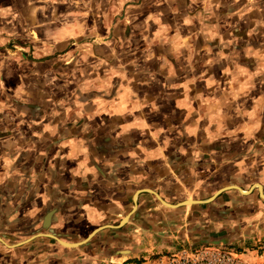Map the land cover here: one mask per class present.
I'll return each instance as SVG.
<instances>
[{"label": "crops", "instance_id": "1", "mask_svg": "<svg viewBox=\"0 0 264 264\" xmlns=\"http://www.w3.org/2000/svg\"><path fill=\"white\" fill-rule=\"evenodd\" d=\"M263 125L264 0H0V264L216 242L256 187L155 193H264Z\"/></svg>", "mask_w": 264, "mask_h": 264}, {"label": "built area", "instance_id": "2", "mask_svg": "<svg viewBox=\"0 0 264 264\" xmlns=\"http://www.w3.org/2000/svg\"><path fill=\"white\" fill-rule=\"evenodd\" d=\"M261 237L255 239L253 247L258 250L255 255L246 254L252 249L245 248V250L239 251L237 250L239 247L235 248L234 245L185 242L176 246L175 250L155 253L143 257L139 263L132 264H151L156 256L159 258L154 264H264V241Z\"/></svg>", "mask_w": 264, "mask_h": 264}, {"label": "rangeland", "instance_id": "3", "mask_svg": "<svg viewBox=\"0 0 264 264\" xmlns=\"http://www.w3.org/2000/svg\"><path fill=\"white\" fill-rule=\"evenodd\" d=\"M258 133H261L262 135H259V139L264 141V125H263V129L259 130ZM261 142V141H259ZM260 146H262L260 144ZM248 148V147H247ZM257 191V190H256ZM241 196H245L247 197L248 194H240ZM243 202H246L247 204H249V201H244V199L242 200ZM189 204V203H188ZM256 204L258 206V208H256L254 205L249 204V206H246L247 208H250L254 210V212H262L261 216H259L257 219H250V220H245L242 217H239V215H232V216H227V221L230 224V228L231 229H225L227 233L224 237H220L218 239H215L217 241L221 240L222 242H225L224 245H234V247H239V251H243L245 250V248H248L249 250L252 249V251L246 253L247 255H255L256 251H258L256 248L253 247V245L255 244V239L262 236L261 238H263L264 241V205H262L260 203L259 200L256 201ZM189 206H191V204H189ZM241 209H245L244 206H240ZM231 214V213H229ZM228 214V215H229ZM244 216V215H243ZM224 234V233H221ZM22 239L21 237H17L14 236L13 239H11L9 243V245H11V248L14 246H17V244L19 242H21ZM186 242H189L187 240H185ZM191 243H192V239H190ZM69 242H75V240H70ZM58 246L60 248L61 251V255L63 258V255L65 258L72 256V254L74 253H79L81 246L80 247H75V248H69V247H65L64 245H61L60 243H58ZM184 244V243H183ZM209 244V243H207ZM223 244V243H222ZM263 244V243H262ZM176 247V246H175ZM175 247H172L171 249L175 250ZM171 250V251H173ZM227 251H230L229 249H227ZM59 257H57V255L55 253H48L47 257H44V261L47 260H58L61 259ZM159 256H156L154 259V262L151 264H154L155 262H157L156 260H158ZM48 262V261H47Z\"/></svg>", "mask_w": 264, "mask_h": 264}, {"label": "water", "instance_id": "4", "mask_svg": "<svg viewBox=\"0 0 264 264\" xmlns=\"http://www.w3.org/2000/svg\"><path fill=\"white\" fill-rule=\"evenodd\" d=\"M258 190L259 192V198L264 202V193L262 192V186L260 183H254V185L248 189V190H244V189H241L240 187H238L237 185H229V186H225V187H222V188H219L217 191H215V193L210 196L209 198L205 199V200H194V199H187V200H184L182 202H179L177 204H169L167 202H165L163 199H161V197L155 193L156 197L162 202L164 203L165 205L169 206V207H178L180 205H184V204H187V203H202V202H209L211 201L214 197H216L218 194H220L221 192L227 190V189H231V188H235L237 189L241 194L243 191H248V194L252 191L253 188H255ZM152 191V190H151ZM153 192V191H152ZM49 216H50V213L47 214V216L45 217L44 219V226H48V222H49ZM128 217H124L119 226L122 225L123 223H125V221H127ZM99 228H96L94 229L86 239L82 240V241H75V242H70L69 241H64L60 238H58L57 236L53 235V234H50V233H39L38 235H45V236H50L52 238H54L58 243H60L61 245H71V246H68L69 248H75V247H80L82 246L83 244H85L91 237L92 235L98 230ZM0 240L2 241V238L0 237ZM24 241L22 242H19L17 245L23 243ZM219 243H225V242H222L221 240L219 241H216L214 242L213 244H219ZM11 247V245H9Z\"/></svg>", "mask_w": 264, "mask_h": 264}, {"label": "bare ground", "instance_id": "5", "mask_svg": "<svg viewBox=\"0 0 264 264\" xmlns=\"http://www.w3.org/2000/svg\"><path fill=\"white\" fill-rule=\"evenodd\" d=\"M242 193H243V194H248V191H243ZM187 204H188V203H187ZM69 243H70V242H69ZM64 246L68 247V246H71V245L67 244V245H64Z\"/></svg>", "mask_w": 264, "mask_h": 264}]
</instances>
